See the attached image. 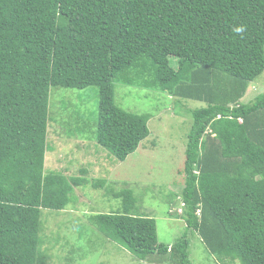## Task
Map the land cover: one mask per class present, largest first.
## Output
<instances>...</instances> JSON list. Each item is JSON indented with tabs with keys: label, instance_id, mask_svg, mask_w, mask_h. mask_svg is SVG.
<instances>
[{
	"label": "trees",
	"instance_id": "1",
	"mask_svg": "<svg viewBox=\"0 0 264 264\" xmlns=\"http://www.w3.org/2000/svg\"><path fill=\"white\" fill-rule=\"evenodd\" d=\"M263 72L264 0H0V264H49L43 209H64L87 181L45 170L52 87H98L94 135L121 161L150 135L151 114L118 105L116 81L206 103L185 108L176 214L219 264H264V92L242 101ZM113 194L120 209L93 217L107 238L193 264L189 231L159 242L133 191Z\"/></svg>",
	"mask_w": 264,
	"mask_h": 264
},
{
	"label": "rangeland",
	"instance_id": "2",
	"mask_svg": "<svg viewBox=\"0 0 264 264\" xmlns=\"http://www.w3.org/2000/svg\"><path fill=\"white\" fill-rule=\"evenodd\" d=\"M263 92L264 72L250 84L242 101L249 102ZM115 96L122 108L151 114L150 135L123 161L96 141L98 87L51 88V148L45 170L69 177L83 175L88 182L75 187L64 209H43L49 264H168L139 258L125 243L107 238L94 223L96 214L120 209L122 200L113 192L124 188L133 191L140 213L156 218L159 242L172 244L189 231L185 219L176 214L181 213L179 195L185 186L186 146L193 124L185 108L206 103L184 100L178 104L168 92L119 81ZM97 179H107L106 186L94 187L92 182ZM171 206L175 213L169 212ZM188 234L193 264H219L196 231Z\"/></svg>",
	"mask_w": 264,
	"mask_h": 264
},
{
	"label": "clouds",
	"instance_id": "3",
	"mask_svg": "<svg viewBox=\"0 0 264 264\" xmlns=\"http://www.w3.org/2000/svg\"><path fill=\"white\" fill-rule=\"evenodd\" d=\"M237 31H242V29H237ZM180 198H181V197H180ZM181 200H182V199H181ZM184 204H185V203H184L183 201H181V204H180V211L183 210ZM182 206H183V207H182ZM173 207H174V206H171V207H170V209H169V212H170V213H173V210H172ZM175 212H176V211H175ZM175 212H174V213H175Z\"/></svg>",
	"mask_w": 264,
	"mask_h": 264
}]
</instances>
